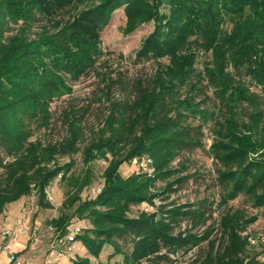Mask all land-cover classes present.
<instances>
[{"label":"trees","instance_id":"trees-1","mask_svg":"<svg viewBox=\"0 0 264 264\" xmlns=\"http://www.w3.org/2000/svg\"><path fill=\"white\" fill-rule=\"evenodd\" d=\"M124 5L127 31L155 20L136 58L153 59L157 69L125 98H111L108 83L103 126L81 149L85 163L107 161L104 184L83 200L90 175L75 178L67 211L48 223L64 235L72 219L89 220L69 243L79 241L93 259L76 257L72 264H183L179 253L204 242L207 248L184 264H264L250 250L243 234L250 219L240 212L228 209L212 238L215 227L197 230L209 218L207 203H166L188 177L175 176L172 163L204 147L199 134L210 125L219 205L243 193L264 206V91H251L252 84L264 90V0H0V214L32 195L39 207H52L48 187L71 168L59 157L81 148L82 121L72 117L69 135L55 143L31 140V124L48 128L51 102L72 92L69 80L98 66L105 54L101 32ZM38 21L44 24L34 32ZM200 54L211 56L202 69ZM134 158H150L153 172L123 175ZM141 204L149 209L132 214ZM184 220L189 225L182 228ZM107 246L113 251L104 261ZM117 255L122 259L111 262Z\"/></svg>","mask_w":264,"mask_h":264},{"label":"rangeland","instance_id":"rangeland-1","mask_svg":"<svg viewBox=\"0 0 264 264\" xmlns=\"http://www.w3.org/2000/svg\"><path fill=\"white\" fill-rule=\"evenodd\" d=\"M128 20L126 5L115 9L110 14L108 22L101 32L102 48L105 54L98 66L78 80H69L72 92L55 98L51 102L52 118L48 128L39 127L36 122L31 124L33 129L31 140L40 139L44 143L63 141L70 133L68 121L72 117L80 119L83 127V136L79 143L81 148L72 155L59 157L61 163L70 162L71 168L64 177L62 173L48 187L47 199L52 207H39L37 197L34 195L27 196L24 203V213H26L24 216L29 217V220L26 221L29 227L38 226L41 230L40 240L36 244L30 241V231L27 230L29 232L30 248H35L36 252L39 251V244H43V241L45 254H47L52 244L61 249H65L68 245L73 246L69 243L68 235L89 226L88 219L74 218L67 226V233L61 235V231L48 224V221L67 211L64 202L75 193V178L81 179L86 173L90 175L91 183L81 192L83 200L97 195L98 190L104 184L103 172L107 161L99 159L91 163H85L81 149L93 137L94 131H98L103 126L109 106V97L108 94H105L108 83H111V98H125L133 94L138 79L146 80L150 78L157 69V63L153 59L137 60L136 58L143 40L155 29V20L142 21L134 30L127 31ZM42 24H44V21L36 22L33 31H40ZM210 58L211 56L200 54L197 68L202 69L205 62L209 61ZM163 61L168 62L167 59ZM119 79L123 82H120ZM205 91L209 92L207 89ZM251 91L263 94L264 90L261 86L252 84ZM211 127L210 125L204 127L202 134H199L203 138L204 147H195L192 150L183 151L172 163V166L179 170L175 176L185 175L188 177L177 190L170 194L166 203H207L205 209L209 214V218L206 224H203L197 230L203 231L209 226L215 227L212 238L220 235L218 230L219 221L228 209L240 212L245 218L250 219L247 228L243 232L244 235H248L250 250L253 253H258L259 258L264 262V206H254L248 195L243 193L234 200H230L227 205H219L221 187L216 179L218 165L209 153L212 142ZM261 152L263 150H259L258 153H250V158H258ZM141 171L142 169L133 162L124 164L121 170L125 176ZM165 184V181L159 180L157 188L163 189ZM156 201L160 203L159 199ZM145 208L149 209V206L147 204L135 205L132 214H137ZM181 225L182 228H185L189 225V221L184 220ZM3 229L13 230L11 227L4 226L0 230L1 235ZM59 239L61 241H58ZM77 245L81 246L80 243H77ZM206 248L207 242H204L200 247L194 248L187 254L180 252L178 260L183 264L189 262ZM112 251L113 249L107 246L101 255V259L107 261ZM14 254L18 256L16 252ZM121 259L122 256L117 255L113 257L111 262L114 263Z\"/></svg>","mask_w":264,"mask_h":264},{"label":"crops","instance_id":"crops-1","mask_svg":"<svg viewBox=\"0 0 264 264\" xmlns=\"http://www.w3.org/2000/svg\"><path fill=\"white\" fill-rule=\"evenodd\" d=\"M26 200L27 197H22L21 199L8 204L4 212L0 214V230L2 227L7 226L13 228L15 232V238L9 239H4L0 232V264H12L10 261V251L5 248L8 244L10 245L11 250L16 252L21 259H29L31 264H72L73 259L76 257H91L87 249L79 241L73 243L67 256L54 263L47 260L44 241L43 244H39V251L37 250V252H33L28 241L29 232L27 230H22L17 222L18 219H23L25 221L29 220V217L24 216L26 214L24 213V203ZM77 243H80L81 246H78Z\"/></svg>","mask_w":264,"mask_h":264},{"label":"built area","instance_id":"built-area-1","mask_svg":"<svg viewBox=\"0 0 264 264\" xmlns=\"http://www.w3.org/2000/svg\"><path fill=\"white\" fill-rule=\"evenodd\" d=\"M133 163L136 164L142 170H145L146 172H148L149 174L153 172V168L151 165L152 160L150 158H143V159L134 158ZM100 190L101 189L98 190V193L100 192ZM17 222H18L19 227L22 230L30 231L29 238L33 244H36L37 242H39L40 237H41V230L39 229L38 226H34L33 228H30L29 224L23 219H18ZM2 236L4 239L15 238V232L12 229H3ZM68 239L72 240L73 234L68 235ZM58 241H61V240L59 239ZM5 248L9 249L10 251V261L12 262V264H31V261L29 259H21L20 257L16 256L13 250H11V247L9 244L6 245ZM70 250H71V246L68 247V249H61L57 245L52 244L46 254L47 260L49 262L59 261L66 255V251H70ZM32 251L36 252V249L32 247Z\"/></svg>","mask_w":264,"mask_h":264}]
</instances>
